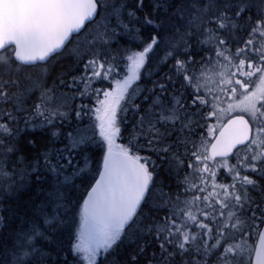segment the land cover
<instances>
[{
    "label": "snow or ice",
    "instance_id": "snow-or-ice-1",
    "mask_svg": "<svg viewBox=\"0 0 264 264\" xmlns=\"http://www.w3.org/2000/svg\"><path fill=\"white\" fill-rule=\"evenodd\" d=\"M2 6L0 264H264V145L214 148L264 0Z\"/></svg>",
    "mask_w": 264,
    "mask_h": 264
},
{
    "label": "rangeland",
    "instance_id": "rangeland-1",
    "mask_svg": "<svg viewBox=\"0 0 264 264\" xmlns=\"http://www.w3.org/2000/svg\"><path fill=\"white\" fill-rule=\"evenodd\" d=\"M261 52H264V47L260 48ZM239 65V61L235 62ZM233 71H236V67H233ZM240 75L238 77H226V79H240L241 84H233L230 87L235 89L232 93H221V103L218 105L223 111L218 113L223 119L215 125L216 131L220 128L222 123L230 116L236 114H243L247 116V112L251 108L252 102H257L261 107H264V66L259 65L255 60L249 65L248 61L245 60L244 66L239 68ZM256 74L253 77V74ZM251 85V88L247 86ZM247 89V90H245ZM225 94H230L233 96L231 101L223 100ZM248 117V116H247ZM251 122V117H248ZM253 139L246 146L238 149L236 151L237 155L243 156L245 154H252L254 151V146L259 143L264 145V134H260L255 130V125H253ZM211 134V133H210Z\"/></svg>",
    "mask_w": 264,
    "mask_h": 264
},
{
    "label": "water",
    "instance_id": "water-1",
    "mask_svg": "<svg viewBox=\"0 0 264 264\" xmlns=\"http://www.w3.org/2000/svg\"><path fill=\"white\" fill-rule=\"evenodd\" d=\"M3 2L4 0H0V40L15 36L23 44V34L29 26V21L23 14H18L14 22L11 20L6 22ZM251 137L252 127L250 128L249 120L244 115H234L228 118L216 131L218 144H214V148L220 152L232 148L237 150L249 143ZM237 146L239 147L237 148ZM258 252L264 254V243H261Z\"/></svg>",
    "mask_w": 264,
    "mask_h": 264
},
{
    "label": "trees",
    "instance_id": "trees-1",
    "mask_svg": "<svg viewBox=\"0 0 264 264\" xmlns=\"http://www.w3.org/2000/svg\"><path fill=\"white\" fill-rule=\"evenodd\" d=\"M202 39H205V37H202ZM55 70H56L57 72L61 71V70H62V65H57ZM260 183H261L262 185H264V180H261ZM165 191H167V189H165ZM254 195H257V196H258L259 193H258V192H257V193H254Z\"/></svg>",
    "mask_w": 264,
    "mask_h": 264
}]
</instances>
